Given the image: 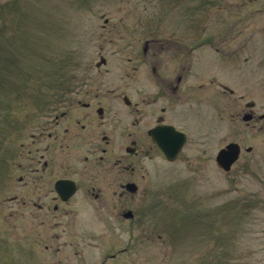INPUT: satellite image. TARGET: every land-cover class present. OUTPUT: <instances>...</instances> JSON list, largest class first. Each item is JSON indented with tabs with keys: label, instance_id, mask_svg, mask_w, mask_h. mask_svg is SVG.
<instances>
[{
	"label": "rangeland",
	"instance_id": "1",
	"mask_svg": "<svg viewBox=\"0 0 264 264\" xmlns=\"http://www.w3.org/2000/svg\"><path fill=\"white\" fill-rule=\"evenodd\" d=\"M173 1L0 0V264H264V118L228 122L231 100L236 112L253 102L264 113V0H184L171 9ZM151 32L196 47L180 156L142 160L145 179L122 202L132 219L111 223L81 201L74 226L37 227L10 201L19 188L6 180L10 150L32 131L23 124L72 81H120L124 51L141 50L131 39ZM100 52L108 63L97 69ZM230 142L241 154L224 172L215 156Z\"/></svg>",
	"mask_w": 264,
	"mask_h": 264
},
{
	"label": "flooded vegetation",
	"instance_id": "2",
	"mask_svg": "<svg viewBox=\"0 0 264 264\" xmlns=\"http://www.w3.org/2000/svg\"><path fill=\"white\" fill-rule=\"evenodd\" d=\"M174 1L171 9L184 2ZM118 36L122 41L129 37ZM111 41L108 36L105 44ZM135 41L142 42L141 50L124 51L129 67L120 81H108L103 74L72 81L50 100L47 113L31 116L23 124L25 133L31 127L32 131L17 149L10 150L6 180L10 188L14 181L19 188L10 201L20 202L21 215L36 218L37 227L64 230L74 226L81 201L94 202L111 223L132 219L133 211L122 209V202L131 200L139 180L145 179L142 160L154 153L163 159L152 132L160 135L165 127H172L187 142L183 124L188 57L196 47L188 50L186 36L180 34L151 32L144 39H131L132 47ZM101 52L97 69L108 63ZM221 88L233 95L227 86ZM248 103L247 112H236L235 101H229L231 125L243 121L246 114L251 115L248 122L243 121L246 126L261 120L252 111L254 103L251 107ZM58 182L63 183L57 189ZM128 212L130 217H126Z\"/></svg>",
	"mask_w": 264,
	"mask_h": 264
},
{
	"label": "water",
	"instance_id": "3",
	"mask_svg": "<svg viewBox=\"0 0 264 264\" xmlns=\"http://www.w3.org/2000/svg\"><path fill=\"white\" fill-rule=\"evenodd\" d=\"M97 65L100 66L101 63H98ZM252 104L253 103H248L247 106L251 107ZM263 118L264 113L260 116V119ZM250 119V114H246L243 117V121L245 122H248ZM164 131L165 132H163V134L159 135L157 130H155L151 135L162 158L172 162L181 152L182 147L186 142V137L184 134L176 132L172 127H165ZM245 151L250 152L251 148H247L245 149ZM240 154V145L234 142H230L217 152L215 156V163L217 167L222 171L229 172L232 166L238 161ZM62 183L63 182H58L56 184V188L58 189L62 185ZM131 190L134 191V189ZM126 217H130V212L127 213Z\"/></svg>",
	"mask_w": 264,
	"mask_h": 264
}]
</instances>
